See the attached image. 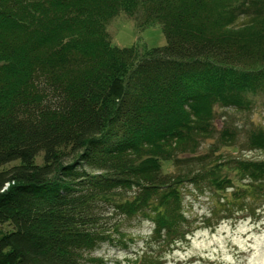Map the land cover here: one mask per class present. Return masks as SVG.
I'll return each mask as SVG.
<instances>
[{
  "label": "trees",
  "instance_id": "trees-1",
  "mask_svg": "<svg viewBox=\"0 0 264 264\" xmlns=\"http://www.w3.org/2000/svg\"><path fill=\"white\" fill-rule=\"evenodd\" d=\"M119 16L165 46H111ZM258 104L264 0H0V264H87L136 217L174 246L184 185L244 210L264 196V128L244 142L260 160L225 156L242 132L216 130V109ZM151 252L138 263L160 264Z\"/></svg>",
  "mask_w": 264,
  "mask_h": 264
},
{
  "label": "rangeland",
  "instance_id": "rangeland-1",
  "mask_svg": "<svg viewBox=\"0 0 264 264\" xmlns=\"http://www.w3.org/2000/svg\"><path fill=\"white\" fill-rule=\"evenodd\" d=\"M106 31L111 46L116 48L152 49L166 44L160 26L139 30L124 16L112 19ZM216 110V130L219 131L228 120L242 132L234 148H221L220 152L229 157L260 160L263 154L249 150L244 142L248 131L264 128V105L258 104L247 112L230 114L228 110L225 115L224 109ZM209 143L203 142L201 151H205ZM41 158L42 155L37 159L38 163ZM162 167L165 173L172 171L171 163H164ZM181 191L188 231L184 240L161 249L153 242L155 227L148 220L136 217L123 222L124 236L113 235L112 244L96 247L87 264H140L138 261L149 251L160 264H264V196L255 199L245 195L248 198L242 200L244 210L239 211L237 206L243 196H230L232 189L211 192L204 187L196 189L184 185ZM226 199L235 201L229 213L224 211ZM1 229L10 228L5 225ZM158 247L160 250H156Z\"/></svg>",
  "mask_w": 264,
  "mask_h": 264
}]
</instances>
